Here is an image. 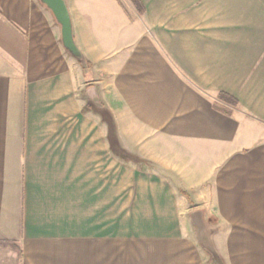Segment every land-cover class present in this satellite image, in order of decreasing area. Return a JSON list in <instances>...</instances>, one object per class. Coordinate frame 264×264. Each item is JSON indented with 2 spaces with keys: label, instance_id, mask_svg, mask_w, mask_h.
Here are the masks:
<instances>
[{
  "label": "crops",
  "instance_id": "0c3cea01",
  "mask_svg": "<svg viewBox=\"0 0 264 264\" xmlns=\"http://www.w3.org/2000/svg\"><path fill=\"white\" fill-rule=\"evenodd\" d=\"M66 2L84 63L38 0H0V264H138L119 235L212 240L150 264H264V0ZM109 114L145 160L131 198Z\"/></svg>",
  "mask_w": 264,
  "mask_h": 264
},
{
  "label": "rangeland",
  "instance_id": "374dc122",
  "mask_svg": "<svg viewBox=\"0 0 264 264\" xmlns=\"http://www.w3.org/2000/svg\"><path fill=\"white\" fill-rule=\"evenodd\" d=\"M39 2V1H38ZM42 22V21H41ZM44 30L45 33H48V31L50 30V28L48 27V25L45 23L44 24ZM133 154V153H131ZM135 155V154H133ZM123 161H120L119 159L116 161V159L113 158V156L111 155V184L119 182V180H121V183H126V197H128V195L131 198L132 195V184L134 183V172H136V170L139 168L137 167V165H134L133 162H124L125 164H128L127 166L120 164ZM173 182L174 184L177 186L178 182L176 180V177L172 176ZM178 187V186H177ZM203 189V187H202ZM132 208V207H131ZM130 209V207H126V210L128 211ZM194 212V211H193ZM196 213V212H194ZM193 213V214H194ZM192 222L193 225L196 227L197 231H201L202 230V224L198 223L196 224V222L194 221V219L192 218ZM129 226V224H127ZM131 226H139L138 229L139 230H146L148 224H131ZM143 234V233H142ZM147 239V238H146ZM161 243H156V244H150L149 240H145V238H141L139 239L138 237H129V236H125V235H119V238H111V252H114L113 254H111V262L113 260H116L117 258L123 259L124 262H137L138 264H150V254L149 251L151 247L153 248H164V247H193V246H201V247H213V243L212 240H206L207 243L206 245L203 244V242L201 243L198 239H192V240H181L178 243L174 242V241H170V240H158V242ZM205 241V240H204ZM183 242V243H182ZM200 242V243H199ZM205 245V246H204ZM115 248V249H114ZM117 248H120L117 250ZM120 254H117V253ZM137 252V253H135ZM211 252H213L211 250ZM122 253V254H121ZM191 257L192 259H194V261H189V260H177L174 259L172 260L169 264H198V257H193L192 254H188L186 257L189 258ZM185 257V256H184ZM177 260V261H176ZM213 260L215 263L219 264L220 260L218 259V257H213Z\"/></svg>",
  "mask_w": 264,
  "mask_h": 264
},
{
  "label": "water",
  "instance_id": "95a60500",
  "mask_svg": "<svg viewBox=\"0 0 264 264\" xmlns=\"http://www.w3.org/2000/svg\"><path fill=\"white\" fill-rule=\"evenodd\" d=\"M52 14L55 22L60 27V39L64 49L79 62L84 63L83 55L74 42L72 35L71 18L66 0H38ZM196 224L200 223L199 212L194 213Z\"/></svg>",
  "mask_w": 264,
  "mask_h": 264
},
{
  "label": "trees",
  "instance_id": "16d2710c",
  "mask_svg": "<svg viewBox=\"0 0 264 264\" xmlns=\"http://www.w3.org/2000/svg\"><path fill=\"white\" fill-rule=\"evenodd\" d=\"M132 1L135 2L136 4L139 3L138 0H132ZM85 65L87 66V62H85ZM220 96L222 97L223 94H220ZM108 125H109V133H110L111 151L113 152V154H115L120 159L126 162H133L135 164L139 162H144L145 160L138 157L137 155H133L129 153L128 151H126L119 145L117 135H116V126L110 114H109V119H108ZM180 192L183 193V191H180Z\"/></svg>",
  "mask_w": 264,
  "mask_h": 264
}]
</instances>
